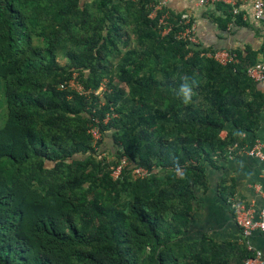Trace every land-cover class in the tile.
<instances>
[{
	"label": "trees",
	"instance_id": "1",
	"mask_svg": "<svg viewBox=\"0 0 264 264\" xmlns=\"http://www.w3.org/2000/svg\"><path fill=\"white\" fill-rule=\"evenodd\" d=\"M155 5L0 0V264H245L254 256L243 241L187 235L207 167L218 169L259 128L264 94L247 70L264 42L220 64L177 39L180 16L150 17ZM215 6L220 27L246 25ZM73 79L83 93L69 87ZM185 80L188 103L179 95ZM135 168L149 175L136 178Z\"/></svg>",
	"mask_w": 264,
	"mask_h": 264
},
{
	"label": "crops",
	"instance_id": "2",
	"mask_svg": "<svg viewBox=\"0 0 264 264\" xmlns=\"http://www.w3.org/2000/svg\"><path fill=\"white\" fill-rule=\"evenodd\" d=\"M153 1L156 4L163 3V9L172 15H188L195 25L197 44L212 52L237 49L259 51L264 42V22L254 18L252 0H241L238 4L241 20L246 25L229 23L225 28L220 27L217 22L224 14L215 5L199 6L197 0ZM258 58L260 62L264 61V54H259ZM258 87L264 94V79L258 82ZM259 120L260 125L256 133L247 135L244 145L238 146L232 156L221 162L218 169L207 167L208 187L204 191H195L196 201L188 239L199 240L208 236L216 242L243 241L241 231L234 220L235 215L230 208L231 200L250 208L255 218L258 217L263 203L261 173L264 170V162L249 156L247 152L258 144L264 153V109ZM223 187L228 189L221 190ZM246 242L252 251L261 252L264 258L262 234L254 231Z\"/></svg>",
	"mask_w": 264,
	"mask_h": 264
},
{
	"label": "built area",
	"instance_id": "3",
	"mask_svg": "<svg viewBox=\"0 0 264 264\" xmlns=\"http://www.w3.org/2000/svg\"><path fill=\"white\" fill-rule=\"evenodd\" d=\"M241 0H197V4L199 6H207V5H217V4H223L230 7L231 14L233 16L240 15L238 10V4ZM252 7H253V16L254 18L259 22H264V0H252ZM164 8L163 3H158L154 6L153 11L151 12L150 17H154L157 13V11L162 10ZM181 23L184 26V29L181 30L177 34V39H181L184 41L189 42L190 44H197V38L195 34V25L193 22L189 19L188 15H182L180 17ZM169 31V29H165L163 34H166ZM213 57L218 63L220 64H226L229 62H233L236 58V55L231 53V51H215L213 54L209 55ZM248 76L254 80L255 82H259L262 79H264V61H261L255 66L250 67L247 70ZM69 87L73 90L83 93V90L81 86H79L74 79L69 82ZM61 88H64V86H61ZM102 85L100 88L95 92L96 95L102 96L103 91ZM107 119H105V122ZM99 121L94 119L93 123L89 126L88 133L91 135L93 139V145H96L98 141L101 138L100 130L98 127ZM238 146L235 145L233 149H237ZM233 149H231V152L233 153ZM247 154L251 157H255L261 161L264 162V153L261 151L260 145H255L253 148H251ZM230 156L231 153H230ZM127 166V161L125 158L121 159V161L111 168V177L113 180H117L120 177V174L124 167ZM133 175L136 178L143 179L149 175V171L143 168H135L133 170ZM261 177L263 179V185L261 190V196L263 203L260 207L258 217L255 218V215H253V211L250 208L245 207L240 202L231 200L230 208L233 211L235 217L234 220L239 227L243 242L247 246L249 250L251 248L249 247V244L246 242V240L249 238V236L252 234V232L257 231L260 234L264 236V170L261 173ZM254 252V251H253ZM245 264H264V258L261 252L255 251L254 256L252 258H249L245 261Z\"/></svg>",
	"mask_w": 264,
	"mask_h": 264
},
{
	"label": "clouds",
	"instance_id": "4",
	"mask_svg": "<svg viewBox=\"0 0 264 264\" xmlns=\"http://www.w3.org/2000/svg\"><path fill=\"white\" fill-rule=\"evenodd\" d=\"M179 95H181L184 103H188L190 101L191 95H192V90H191L189 84L187 83V80H185V82L181 85Z\"/></svg>",
	"mask_w": 264,
	"mask_h": 264
},
{
	"label": "rangeland",
	"instance_id": "5",
	"mask_svg": "<svg viewBox=\"0 0 264 264\" xmlns=\"http://www.w3.org/2000/svg\"><path fill=\"white\" fill-rule=\"evenodd\" d=\"M105 90V85H104V83L102 84V90L100 91V93L102 92V91H104Z\"/></svg>",
	"mask_w": 264,
	"mask_h": 264
}]
</instances>
